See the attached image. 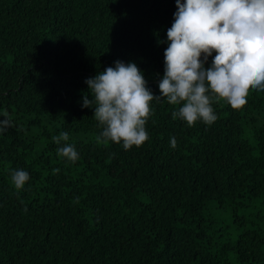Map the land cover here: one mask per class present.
Returning <instances> with one entry per match:
<instances>
[{
    "label": "trees",
    "instance_id": "16d2710c",
    "mask_svg": "<svg viewBox=\"0 0 264 264\" xmlns=\"http://www.w3.org/2000/svg\"><path fill=\"white\" fill-rule=\"evenodd\" d=\"M177 11L176 0H0V120L11 119L0 264H264V91L240 110L213 103L217 120L192 127L154 100L149 139L130 150L98 143L83 107L85 81L117 61L161 95ZM61 132L74 163L57 153ZM15 169L30 175L19 192Z\"/></svg>",
    "mask_w": 264,
    "mask_h": 264
},
{
    "label": "clouds",
    "instance_id": "9594fccd",
    "mask_svg": "<svg viewBox=\"0 0 264 264\" xmlns=\"http://www.w3.org/2000/svg\"><path fill=\"white\" fill-rule=\"evenodd\" d=\"M176 4L178 11L167 31L169 44L164 53L160 96L148 89L135 63L117 61L115 67H107L85 81L92 99L86 94L83 107L94 108V118L103 129L98 143H122L125 150L141 147L149 139L146 123L154 100L163 98L169 105L179 106L172 118L192 127L198 121L212 125L217 120L213 103L226 101L240 110L250 89L264 91V0H176ZM214 52L211 66L206 68ZM10 126L11 119L5 114L0 132ZM52 139L59 146V156L69 163L78 160L68 132ZM170 146L177 147L175 137L170 139ZM29 180L27 171H11L16 192Z\"/></svg>",
    "mask_w": 264,
    "mask_h": 264
}]
</instances>
